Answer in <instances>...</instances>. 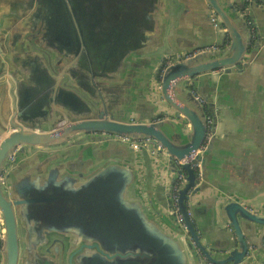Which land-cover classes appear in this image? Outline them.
Segmentation results:
<instances>
[{
  "label": "water",
  "instance_id": "1",
  "mask_svg": "<svg viewBox=\"0 0 264 264\" xmlns=\"http://www.w3.org/2000/svg\"><path fill=\"white\" fill-rule=\"evenodd\" d=\"M207 1L223 24L217 28L220 46H199L186 55L170 49L165 39L169 19L178 12L176 0H155L150 19L140 14L138 22L124 24L123 48L117 54L91 49L83 34L57 37L49 46L36 19L22 9V0H0L5 2L0 15L9 12L21 20L19 38L37 55L31 67L7 61L0 70V132H7L0 139L2 264H264V203L256 205L238 192L217 196L215 219L227 234L221 245L213 244L194 218L197 198L209 186L207 168L217 140L220 105L201 93L196 81L204 73L238 71L248 65L251 52L259 47L248 22L249 7L264 4ZM18 4L19 9L7 10ZM129 28L134 36L127 34ZM141 54H147L151 68L148 84L152 78L170 106V116L138 120L134 110L113 101L117 92L112 91V73L130 63L134 66ZM111 62L112 71L99 69ZM29 76L42 83L39 94L31 93L34 99L25 89ZM126 96L120 97L121 104ZM207 106L214 115L213 135L196 154L201 163L198 177L190 163L179 167L175 158L203 144ZM144 138L149 140L134 145ZM80 143L91 148V158L73 154L69 147ZM34 146L47 147L48 156L28 169L31 158L24 157ZM144 148L149 156L170 158L174 176L166 195L169 213L156 209L152 214L137 190L139 171L130 150ZM248 160L256 167L249 177L264 182V168L257 167L264 163ZM23 168L25 174L17 178ZM178 173L186 174L178 199L185 225L172 204Z\"/></svg>",
  "mask_w": 264,
  "mask_h": 264
},
{
  "label": "crops",
  "instance_id": "2",
  "mask_svg": "<svg viewBox=\"0 0 264 264\" xmlns=\"http://www.w3.org/2000/svg\"><path fill=\"white\" fill-rule=\"evenodd\" d=\"M176 1L178 12L171 16L166 28L165 39L168 47L179 53H189L199 46L208 47L212 44L220 46L221 33L212 23L210 15L212 9L208 1ZM1 3L0 5H3L5 2ZM19 8L20 6L7 10L15 11ZM247 17L255 19L259 40V47L251 52L248 65L246 67L241 65L238 71L224 72L218 69L213 75L204 73L199 75L196 81V87L201 93L210 95L220 104L216 105L217 112L219 111L217 140L207 168L209 186L199 194L194 208L196 222L215 245L224 244L227 237L226 232L220 228L223 225L217 223L215 219V211L218 208L217 196L220 197L228 191L238 192L253 196V198L246 196V199L256 205L264 203V182L261 179L252 180L248 174L250 171L256 172V167L249 166L248 159L257 161L259 158L261 164L264 163V4L249 7ZM21 26V20H15L9 12L0 15V70L2 66H6L7 61L31 67L34 62L32 57L37 56L32 55L34 50L28 48L25 41L19 38ZM83 48L84 45L81 43L80 49ZM78 55L80 56L81 52ZM143 57L146 59H142ZM81 59L86 61L85 57ZM134 61H137L134 66L130 63L131 66L112 73L114 77L112 91L117 92L113 101L120 103V97L123 94L127 95L125 102L120 103L121 106L118 103V107L134 110L132 114L138 120L170 116V106L156 90L152 78L148 84L150 77L148 72L151 68L147 67V54L136 55ZM193 80H189L192 87ZM25 83L28 95H32V92L39 94L42 91L41 79L29 76ZM1 100L0 88V113ZM255 126L257 128H254ZM6 133L0 132V139ZM69 148L73 154H82L85 160L91 158L90 147L82 148L80 143ZM130 151L132 157L134 154L136 156L139 171L137 190L144 195L150 212L156 214L154 210L157 209L162 211V214L169 213L166 195L174 176L170 158L167 155L149 156L145 148L137 149L135 153L132 149ZM46 156L47 147L34 146L24 159L31 158L27 166L29 169L32 165L42 162ZM257 167L261 169L264 165ZM25 172L26 168L21 169L18 172L21 176L18 175L17 178H22ZM3 237L4 223L0 212V264Z\"/></svg>",
  "mask_w": 264,
  "mask_h": 264
},
{
  "label": "flooded vegetation",
  "instance_id": "3",
  "mask_svg": "<svg viewBox=\"0 0 264 264\" xmlns=\"http://www.w3.org/2000/svg\"><path fill=\"white\" fill-rule=\"evenodd\" d=\"M154 2L155 0H22V9L29 13L30 18L36 19L37 30L43 42L49 46H52L51 43L57 37H79L83 34L91 49L100 48L117 54L123 48L120 38L124 24L138 22L140 14L150 19ZM248 18L257 26L255 19ZM128 30L127 34H133L132 28ZM113 67L115 65L111 62L99 69L110 72Z\"/></svg>",
  "mask_w": 264,
  "mask_h": 264
},
{
  "label": "built area",
  "instance_id": "4",
  "mask_svg": "<svg viewBox=\"0 0 264 264\" xmlns=\"http://www.w3.org/2000/svg\"><path fill=\"white\" fill-rule=\"evenodd\" d=\"M211 20H212V23L213 25L216 27V28H221V26L223 25L221 20H220V17L219 15L214 11L212 10L211 11ZM248 22L249 24L251 25L252 27V36H253V39L256 38L257 36V30H256V26L254 25V21H252V19L248 18ZM214 48H218V45L217 44H212L208 47H205L204 49H214ZM186 55H191V53H187ZM202 102H204V99L201 98L200 96H198ZM207 122H208V129H207V132H206V137H205V140L203 142V144L201 145V147L191 153H188L185 157L183 158H175V161H176V164L180 167L183 163H190L191 167L196 171L197 173V176L200 177L201 176V163L200 161L196 158V154L203 150L210 137L213 135V122H214V115L212 112L209 113L208 111V114H207ZM147 140H149V138H144V139H141V140H136L134 143V145L136 147H139L140 146V142H146ZM159 147H161L160 144H158ZM14 158V155L11 154L10 155V159H13ZM185 173H178L177 174V177L175 178V181L173 183V187H172V204H173V211H175L176 215L178 216V219L180 222H182L184 225H185V221H184V216H183V213L181 212L180 210V207H179V188L181 186V184L183 183L184 179H185Z\"/></svg>",
  "mask_w": 264,
  "mask_h": 264
},
{
  "label": "trees",
  "instance_id": "5",
  "mask_svg": "<svg viewBox=\"0 0 264 264\" xmlns=\"http://www.w3.org/2000/svg\"><path fill=\"white\" fill-rule=\"evenodd\" d=\"M206 109L209 111V113L211 112V110H209L208 106L206 107Z\"/></svg>",
  "mask_w": 264,
  "mask_h": 264
}]
</instances>
